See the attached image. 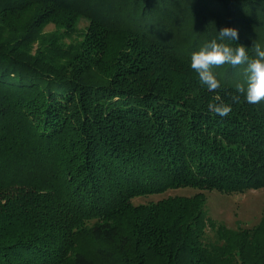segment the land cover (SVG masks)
I'll return each mask as SVG.
<instances>
[{"label": "trees", "instance_id": "trees-1", "mask_svg": "<svg viewBox=\"0 0 264 264\" xmlns=\"http://www.w3.org/2000/svg\"><path fill=\"white\" fill-rule=\"evenodd\" d=\"M225 26L255 58L264 0H0V264H264V214L205 213L204 190L264 187V102L231 100L246 65L213 68L215 92L191 68Z\"/></svg>", "mask_w": 264, "mask_h": 264}, {"label": "clouds", "instance_id": "clouds-1", "mask_svg": "<svg viewBox=\"0 0 264 264\" xmlns=\"http://www.w3.org/2000/svg\"><path fill=\"white\" fill-rule=\"evenodd\" d=\"M218 38L220 42L213 39L191 55V68L197 73L199 83L208 91L215 92L221 88V82L212 71L213 68L246 65L243 71L245 82L235 85L231 100L240 103L243 98L249 104L264 102V48L255 42L252 46L255 58H250L244 45L230 46L228 41L239 40L236 27H223L218 31ZM214 101L207 106L209 112L226 117L232 111V106L219 96Z\"/></svg>", "mask_w": 264, "mask_h": 264}, {"label": "rangeland", "instance_id": "rangeland-1", "mask_svg": "<svg viewBox=\"0 0 264 264\" xmlns=\"http://www.w3.org/2000/svg\"><path fill=\"white\" fill-rule=\"evenodd\" d=\"M89 21L86 18H80L73 32L62 39L65 45H74L80 42L83 32L86 31ZM59 29V25L49 23L41 31V37L49 38ZM42 44L40 38L36 39L32 45V52H35ZM198 189L192 187H181L169 189L160 194H150L135 197L133 203L136 205L157 202L162 198L174 195L190 196L198 192ZM206 195L205 213L217 223L224 224L232 229L252 228L260 221L264 214V187L260 189H250L242 193L227 194L218 190H204ZM208 235H212V230L207 227Z\"/></svg>", "mask_w": 264, "mask_h": 264}]
</instances>
